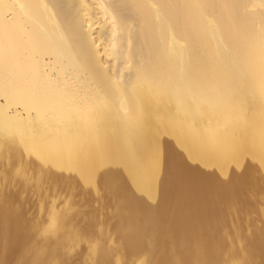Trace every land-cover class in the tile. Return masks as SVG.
Returning a JSON list of instances; mask_svg holds the SVG:
<instances>
[{
  "label": "bare ground",
  "instance_id": "bare-ground-1",
  "mask_svg": "<svg viewBox=\"0 0 264 264\" xmlns=\"http://www.w3.org/2000/svg\"><path fill=\"white\" fill-rule=\"evenodd\" d=\"M0 120V263L264 262V0H0Z\"/></svg>",
  "mask_w": 264,
  "mask_h": 264
},
{
  "label": "rangeland",
  "instance_id": "rangeland-1",
  "mask_svg": "<svg viewBox=\"0 0 264 264\" xmlns=\"http://www.w3.org/2000/svg\"><path fill=\"white\" fill-rule=\"evenodd\" d=\"M96 31H97V29H93V35H96ZM227 33V32H226ZM236 43H241V41H235ZM238 45V44H237ZM149 48V50H150V48L151 47H147V49ZM146 49V50H147ZM149 53H150V51H149ZM197 57H200V58H198L199 60H197L198 62H201L202 61V54H198L197 55ZM192 64H198V65H195V67L196 66H198V67H200V69L198 68V67H194V65H192V70L193 69H197L196 70V72L194 71V73L192 72V74H193V77H194V80H197L198 79V77L197 76H199V72L201 71V69H202V73H204V67H202V66H199V63H192ZM216 71L214 68H211V72H210V76H215V77H217L218 76V74H217V72H215V74L213 73V71ZM191 71H189L188 70V75H187V77H186V80H188V81H190L191 80V74H189ZM195 74H198V75H196V76H194ZM214 74V75H213ZM190 75V76H189ZM189 77V78H188ZM197 78V79H196ZM190 79V80H189ZM192 80H193V78H192ZM193 83V81H191V83H189V86L191 85ZM227 93V92H226ZM226 97H227V95H225ZM9 111V113L11 112V113H15V112H20L21 114H22V116H25V112H24V110H22L20 107H18L16 110H14V109H12V108H10V109H8ZM18 110V111H17ZM15 111V112H14ZM34 114V113H33ZM32 113H31V115H33ZM11 115H13V114H11ZM2 120V119H1ZM1 120H0V123H1ZM3 124V123H2ZM7 126V125H6ZM17 186V185H16ZM16 186H14V189H13V187H11V191H10V193L12 194V193H15V195H16V199H15V201H14V205H16V206H18V208L20 209V210H22V213H23V215H22V226H21V228H20V231L17 233V238H16V247H15V245H13L12 244V248H7V250H6V254H4V256H3V260L1 261V263H4V264H9L8 262H10V264H12V262H14V259H15V263H13V264H20L19 262H18V258H19V252H20V250H21V246H20V239H22L23 238V236L28 232V228H29V226L30 225H32V223H34L33 221L34 220H36V219H34L35 217H37V209L35 208L36 207V203H35V201H34V197L32 198V196H29V194L27 195V193H24V194H22V191H21V189H19V187L17 188ZM21 188H22V190L24 189L22 186H21ZM21 191V192H20ZM19 194V195H18ZM24 196V197H20V196ZM30 197V198H29ZM20 198H21V200H20ZM27 198V199H26ZM18 199V200H17ZM30 199V200H29ZM17 200V201H16ZM25 200V201H24ZM27 200V201H26ZM35 200H36V198H35ZM22 201V202H21ZM29 202V203H28ZM33 202V203H32ZM28 204V205H27ZM33 206V207H32ZM35 206V207H34ZM31 207H32V210H31ZM25 208L27 209V211L25 210ZM33 209H35V211L36 212H34V210ZM26 212V213H25ZM33 212V213H32ZM30 215H28V214ZM25 215H28V216H25ZM27 217H28V219H29V221L27 220ZM78 217V216H77ZM74 218V219H72L73 220V222H72V220H71V222H72V224L76 227V225L78 226L79 224L77 223L79 220H78V218ZM77 219V220H76ZM80 219V218H79ZM25 221H26V223L28 224V225H26L25 224ZM32 222V223H31ZM28 226V227H27ZM77 229H79V230H81V228H80V226H78L77 227ZM22 231V232H21ZM20 233V234H19ZM82 235V234H81ZM13 246H14V248H13ZM11 249H14V250H11ZM11 250V251H10ZM9 252V253H8ZM12 252V253H11ZM6 255V256H5ZM263 257V258H262ZM5 258H9V259H5ZM14 258V259H13ZM258 258H260V259H264V256L262 255H260L259 254V257ZM10 260V261H9ZM13 260V261H12ZM76 260H78V259H75L74 257H72V259H70V258H55V259H53V260H51L50 262V264H77L78 263V261H76ZM5 262H7V263H5ZM261 262V261H260ZM0 263V264H1ZM258 263H259V260H258ZM260 264H264V262H262V263H260Z\"/></svg>",
  "mask_w": 264,
  "mask_h": 264
},
{
  "label": "snow or ice",
  "instance_id": "snow-or-ice-1",
  "mask_svg": "<svg viewBox=\"0 0 264 264\" xmlns=\"http://www.w3.org/2000/svg\"><path fill=\"white\" fill-rule=\"evenodd\" d=\"M35 162L38 164L40 173H41V179L43 180H50L55 175L52 171L51 165L47 164L45 161L41 160L39 157L33 158L32 154L29 153V163ZM181 164H178V167H181ZM22 171V169H18V173ZM63 171L62 169L60 170ZM56 179H61L62 177H55ZM33 181L35 180V177L32 178ZM82 179H86L88 183V187L91 188L92 184L95 183L96 187L100 190H106V191H116L118 187V178L115 175H111L105 171H97L93 175L89 177H82ZM194 259L191 261H173L169 260L166 262V264H230V261L227 259H224V254H220V258L213 260V261H207L201 258V255L198 250H194L193 252ZM36 264H39V262H36Z\"/></svg>",
  "mask_w": 264,
  "mask_h": 264
}]
</instances>
